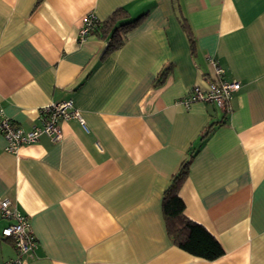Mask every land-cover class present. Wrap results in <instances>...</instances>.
I'll use <instances>...</instances> for the list:
<instances>
[{"label": "crops", "instance_id": "1", "mask_svg": "<svg viewBox=\"0 0 264 264\" xmlns=\"http://www.w3.org/2000/svg\"><path fill=\"white\" fill-rule=\"evenodd\" d=\"M121 7L144 15L123 46L104 55L109 39L92 30L80 40L88 15ZM211 59L241 83L229 112L181 101L215 78ZM68 99L86 128L61 120L60 140L15 152L0 132V198L37 241L24 264H264V0H0V112L29 130ZM192 150L179 193L222 244L214 260L174 244L163 213ZM8 223L0 216V264L17 256Z\"/></svg>", "mask_w": 264, "mask_h": 264}, {"label": "built area", "instance_id": "2", "mask_svg": "<svg viewBox=\"0 0 264 264\" xmlns=\"http://www.w3.org/2000/svg\"><path fill=\"white\" fill-rule=\"evenodd\" d=\"M96 21L97 18L94 15H88L85 26L80 32L81 41L86 39ZM210 62L214 68L215 78H208L206 87L193 86L181 101L186 105L204 101L229 112L232 109L231 100L241 88V83L235 79H227L225 69L217 59H211ZM72 118L78 119L80 124L86 128L85 121L74 106L72 99L42 107L39 111V124L29 130L16 125L0 112V132L8 142L7 149L15 152L22 144L37 142L42 135L51 137L53 141L60 140L62 137L60 121ZM0 216L9 221L2 229L1 236L12 239L17 252L16 258L8 261L7 264H24V256L32 253L37 245L29 220L12 205L8 198H0Z\"/></svg>", "mask_w": 264, "mask_h": 264}, {"label": "trees", "instance_id": "3", "mask_svg": "<svg viewBox=\"0 0 264 264\" xmlns=\"http://www.w3.org/2000/svg\"><path fill=\"white\" fill-rule=\"evenodd\" d=\"M42 0H38L40 2ZM144 15L130 19L125 8L116 9L109 17L94 23L92 33L101 39H109L104 55L110 54L125 43L126 34L138 26ZM182 25L192 45L194 44L191 29L185 19ZM170 67L164 68L156 79V84H161ZM218 123L208 125L200 135V143L205 141ZM196 151L192 150L177 171L171 177V183L163 195L162 208L166 219V226L169 236L174 244L181 249L207 260H214L222 256L225 251L220 241L202 224L190 219L185 213V203L180 196V188L189 174L190 164Z\"/></svg>", "mask_w": 264, "mask_h": 264}]
</instances>
